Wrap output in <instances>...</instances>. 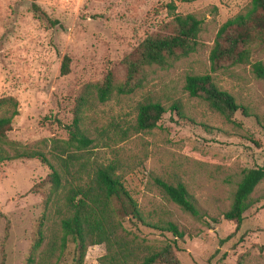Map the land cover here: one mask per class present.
<instances>
[{
  "label": "rangeland",
  "instance_id": "1",
  "mask_svg": "<svg viewBox=\"0 0 264 264\" xmlns=\"http://www.w3.org/2000/svg\"><path fill=\"white\" fill-rule=\"evenodd\" d=\"M171 1L173 13L167 8ZM249 1L37 0L58 21L52 25L32 11L31 0H0V96L18 102L8 139L53 161L52 140L68 139L65 126L83 85L101 80L108 70L121 83L126 53L160 31L173 14L193 13L201 20L193 53L165 67H148L142 86L131 94L114 92L104 102L90 95L81 125L92 140L85 151L87 168L114 155L121 159L124 185L143 212L153 221L171 220L183 233L176 243L181 264H264V178L251 193L253 205L241 225L236 228L224 218L242 171L264 168V80L251 67L264 64V50L253 52L251 64L211 73L240 106L229 119L184 90L187 75L210 73L208 56L219 26ZM65 54L71 58L70 73L61 76ZM147 101L160 102L166 112L155 128L136 132L137 106ZM175 101L182 117L169 110ZM49 172L37 158L0 163V264H24L44 213L45 234L54 232L57 216L45 211V190L38 187ZM155 177L182 182L194 211L165 200ZM125 228L144 239L147 248L174 238L141 224L126 222ZM72 253L69 242L60 264H71ZM104 253V244L89 246L83 264H100Z\"/></svg>",
  "mask_w": 264,
  "mask_h": 264
},
{
  "label": "trees",
  "instance_id": "2",
  "mask_svg": "<svg viewBox=\"0 0 264 264\" xmlns=\"http://www.w3.org/2000/svg\"><path fill=\"white\" fill-rule=\"evenodd\" d=\"M31 9L52 25L47 13L31 0ZM192 2L195 0H178ZM173 13V1L167 4ZM201 31V20L193 13L173 14L160 31L144 37L120 61L124 79L115 80L114 72L108 70L96 82H87L76 98L73 117L65 127L68 139L52 140L56 145L50 161L39 150H30L12 140L7 133L12 129V120L18 115V102L11 96H0V163L16 158H37L49 168V174L39 183L45 190L44 209L57 216V225L51 236L44 230V213L36 229L29 253L24 264H60L68 243L73 244L71 264H83L87 249L92 245L104 244L105 253L99 257L100 264H181L176 256V243L183 233L171 220L153 221L151 214H145L137 200L124 185L123 162L114 155L106 163H98L87 168L85 151L92 143L82 125V111L88 98L94 94L99 102L109 99L112 93L131 94L142 86L148 67H165L172 62L189 56L196 50L197 38ZM264 50V0H250L249 3L218 28L210 50L209 72L191 74L185 78L184 90L190 97L203 101L209 109L229 119L240 108L234 97L221 89L211 73L228 66L251 64L255 51ZM71 58L63 55L60 75L70 73ZM256 77L264 80V64H251ZM169 110L177 111L182 117L179 102L170 105ZM166 112V107L158 101L142 102L137 106L136 132L150 131ZM182 115V116H181ZM3 146L13 151L9 153ZM86 159V160H85ZM264 178V168L245 169L233 193L229 209L224 218L236 223L238 228L244 213L252 207L251 193ZM154 183L163 198L179 206L184 211L193 212L192 196L182 182H171L159 177ZM141 224L150 229L167 231L174 237L156 248H147L144 239L125 228V223ZM6 233L8 231L6 227Z\"/></svg>",
  "mask_w": 264,
  "mask_h": 264
}]
</instances>
